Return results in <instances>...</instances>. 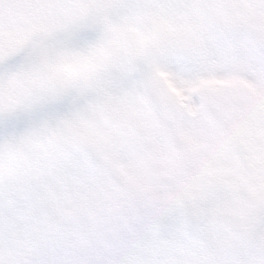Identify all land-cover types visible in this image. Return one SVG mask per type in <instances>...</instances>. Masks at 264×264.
Returning a JSON list of instances; mask_svg holds the SVG:
<instances>
[{
    "label": "snow or ice",
    "instance_id": "obj_1",
    "mask_svg": "<svg viewBox=\"0 0 264 264\" xmlns=\"http://www.w3.org/2000/svg\"><path fill=\"white\" fill-rule=\"evenodd\" d=\"M0 264H264V0H0Z\"/></svg>",
    "mask_w": 264,
    "mask_h": 264
}]
</instances>
